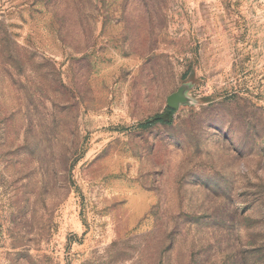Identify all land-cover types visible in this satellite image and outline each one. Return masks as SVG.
Returning a JSON list of instances; mask_svg holds the SVG:
<instances>
[{
	"label": "rangeland",
	"instance_id": "obj_1",
	"mask_svg": "<svg viewBox=\"0 0 264 264\" xmlns=\"http://www.w3.org/2000/svg\"><path fill=\"white\" fill-rule=\"evenodd\" d=\"M0 264H264V0H0Z\"/></svg>",
	"mask_w": 264,
	"mask_h": 264
},
{
	"label": "water",
	"instance_id": "obj_2",
	"mask_svg": "<svg viewBox=\"0 0 264 264\" xmlns=\"http://www.w3.org/2000/svg\"><path fill=\"white\" fill-rule=\"evenodd\" d=\"M184 101L185 99L182 91H178L167 98V105L172 109H177Z\"/></svg>",
	"mask_w": 264,
	"mask_h": 264
},
{
	"label": "trees",
	"instance_id": "obj_3",
	"mask_svg": "<svg viewBox=\"0 0 264 264\" xmlns=\"http://www.w3.org/2000/svg\"><path fill=\"white\" fill-rule=\"evenodd\" d=\"M173 112H174V111H173L172 109H170V108H167V109H166V113H167V116H168L169 118H171ZM165 122H166V121L163 119L162 116H156V117H154L153 119H151L150 121L146 122L143 126H144V127H150V126H152V125H154V124H163V123H165Z\"/></svg>",
	"mask_w": 264,
	"mask_h": 264
}]
</instances>
